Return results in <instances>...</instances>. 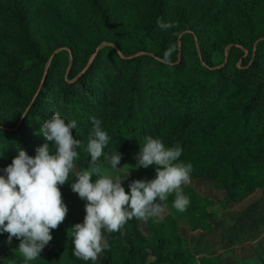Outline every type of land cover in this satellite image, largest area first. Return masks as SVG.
I'll list each match as a JSON object with an SVG mask.
<instances>
[{
  "label": "trees",
  "instance_id": "obj_1",
  "mask_svg": "<svg viewBox=\"0 0 264 264\" xmlns=\"http://www.w3.org/2000/svg\"><path fill=\"white\" fill-rule=\"evenodd\" d=\"M158 20L173 27L162 30ZM99 28L111 51L99 49ZM174 44L169 64L163 54ZM53 113L77 123L74 173L90 166L96 117L111 138L105 152L126 157L149 135L180 144L190 177L225 189L222 209L264 190V0H0V170L18 148L34 155L50 143L40 127ZM146 170L156 175L155 166ZM74 179L59 186L68 211L51 230L55 245L29 264H93L73 255L68 233L85 215ZM182 190L186 211L169 195L159 202L167 214L146 220L147 232L136 218L107 232L110 247L94 264H223L183 244L181 220L203 230L216 213L207 197ZM7 236L0 264H24L19 240ZM251 260L264 264V255Z\"/></svg>",
  "mask_w": 264,
  "mask_h": 264
},
{
  "label": "clouds",
  "instance_id": "obj_2",
  "mask_svg": "<svg viewBox=\"0 0 264 264\" xmlns=\"http://www.w3.org/2000/svg\"><path fill=\"white\" fill-rule=\"evenodd\" d=\"M157 25L162 30L173 27L163 20H158ZM176 50L174 44L164 52L169 64ZM91 123L86 145L91 163L87 168L74 173L80 147V141L72 134L76 121L53 113L40 127L50 143L37 147L34 155L18 148L11 163L0 170V234L7 233L9 243L13 237L19 240L17 249L24 264L40 258L52 239L51 230L65 219L68 208L59 186L73 177L72 191L86 201L83 222L71 227L73 255L93 264L110 247L105 231H120L132 218L148 220L161 211L159 202L172 194V206L178 212L186 211L190 204L182 185L190 183L192 165L181 162L180 144L166 146L160 138L144 137L132 168L155 166L156 175L150 180L131 181L126 192L121 181L128 176L129 168L123 178L108 171L109 167L113 170L122 167H117L122 154L115 148L105 152L111 138L100 119L92 117ZM101 158L102 163H98Z\"/></svg>",
  "mask_w": 264,
  "mask_h": 264
},
{
  "label": "rangeland",
  "instance_id": "obj_3",
  "mask_svg": "<svg viewBox=\"0 0 264 264\" xmlns=\"http://www.w3.org/2000/svg\"><path fill=\"white\" fill-rule=\"evenodd\" d=\"M98 31L101 33V38L104 39V43L99 46V49L105 52L111 51L106 48L110 36L101 28ZM55 55L52 54L51 59ZM56 58H59L58 55ZM60 59L64 67L70 62L66 55L60 54ZM221 59V55H214V62H218ZM137 153L138 150H133L130 155L121 156L120 163L117 166H122L120 169L113 170L110 167L108 168L109 174L118 175L121 178H123L129 168L128 176L121 181L126 192L129 190L128 185L131 181L136 179L150 180L155 177L148 176L144 167L132 168V165L136 164L135 157ZM182 187L193 188L202 196L211 200L213 202L212 209L216 213L215 220H208L210 228L208 226V228L203 230L192 231L186 220L180 221L183 244L189 248L196 258L207 256L219 258L223 264H236L237 261V264H250L252 262L251 256L254 253L257 254L261 250L264 252V190L257 191L252 196L240 202L231 203L225 209H222L228 199L222 186H214L212 182L205 178L194 179L190 177V183L182 185ZM160 208L161 211L155 215L157 217H163L167 214V210L163 205L160 204ZM78 222H83V220L79 218ZM236 224L239 225L236 226ZM141 228L145 232L148 231L145 220H143ZM231 229L235 230V232H232ZM224 231L226 232L222 235ZM68 233H71V227L68 229ZM106 235L107 231L104 232L105 238ZM53 242V239H51L43 249L52 247ZM249 257L250 259H246ZM100 258L101 254L98 255L96 261H99Z\"/></svg>",
  "mask_w": 264,
  "mask_h": 264
},
{
  "label": "crops",
  "instance_id": "obj_4",
  "mask_svg": "<svg viewBox=\"0 0 264 264\" xmlns=\"http://www.w3.org/2000/svg\"><path fill=\"white\" fill-rule=\"evenodd\" d=\"M240 224H242V223H240ZM237 225H239V224H236V226H237ZM236 226H234V227H236ZM234 227H233V228H234ZM231 231H232V232H235V230H233V229H231ZM225 232H226V231H224V233H223L222 235H224ZM254 252H255V251H254ZM258 252H259V253H258ZM258 252H257V254L254 253V255L256 254L255 256H254V255H252V256L256 257L257 255H262V253H264L263 250L258 251ZM252 256H251V258H254V257H252ZM246 259H250V257H249V258H246ZM240 260H241V259H240ZM242 260H243V259H242ZM237 262H238V261H237ZM237 262H236V264H237Z\"/></svg>",
  "mask_w": 264,
  "mask_h": 264
}]
</instances>
